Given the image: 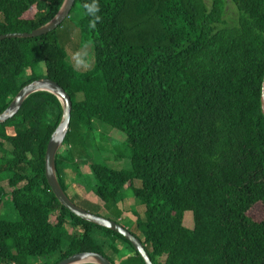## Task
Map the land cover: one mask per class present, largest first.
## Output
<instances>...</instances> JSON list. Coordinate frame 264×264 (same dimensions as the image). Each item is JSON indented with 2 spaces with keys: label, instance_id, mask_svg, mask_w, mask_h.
<instances>
[{
  "label": "trees",
  "instance_id": "16d2710c",
  "mask_svg": "<svg viewBox=\"0 0 264 264\" xmlns=\"http://www.w3.org/2000/svg\"><path fill=\"white\" fill-rule=\"evenodd\" d=\"M64 1L0 0V36L47 25ZM229 1L232 25L227 0H76L68 19L79 5L74 28L95 56L85 72L69 63L58 34L68 19L50 34L0 42V115L26 85L59 84L73 103L56 158L62 189L68 194L63 172L82 176L87 159L93 181L81 196L92 191L121 225L134 216L127 228L154 264H264V0ZM62 117L60 100L39 92L0 124V183L7 177L11 190L0 184V212L10 196L18 215L0 217V264H58L84 252L145 264L122 236L70 213L49 186L46 152ZM92 151L130 167L112 169ZM126 191L143 215L126 209Z\"/></svg>",
  "mask_w": 264,
  "mask_h": 264
},
{
  "label": "water",
  "instance_id": "95a60500",
  "mask_svg": "<svg viewBox=\"0 0 264 264\" xmlns=\"http://www.w3.org/2000/svg\"><path fill=\"white\" fill-rule=\"evenodd\" d=\"M75 3L76 0H65L59 13L47 25L34 30L31 33L1 35L0 42L6 39L37 38L54 32L70 17ZM39 92H49L55 95L63 105L62 121L52 135V138L48 144L45 158L47 182L58 201L63 207H65L76 217L122 236L139 253L145 264H154L150 254L146 251V247L143 242L134 234H132L128 228L106 218L105 216L93 214L82 209L77 204H75L70 196L62 189L58 180L56 158L59 151L63 147L67 134L70 130L73 103L71 97L59 84L50 79L44 78L26 85L10 104L9 108L2 115H0V124L14 117L20 111L27 98ZM261 109L264 115V81L262 86ZM89 259L94 260L96 264H113L106 257L94 252L74 254L69 258L62 260L58 264H82Z\"/></svg>",
  "mask_w": 264,
  "mask_h": 264
},
{
  "label": "rangeland",
  "instance_id": "374dc122",
  "mask_svg": "<svg viewBox=\"0 0 264 264\" xmlns=\"http://www.w3.org/2000/svg\"><path fill=\"white\" fill-rule=\"evenodd\" d=\"M226 21L232 25L236 20H237V12L235 10L234 5L231 3V1L227 0V7H226ZM79 17V19L84 17V12L81 9V7L78 5V7L74 10L72 16L70 19H68L63 27H61L58 30V34L61 37V43L62 46L67 50L69 54L68 61L70 64H72L78 71L80 72H85V71H90L94 68L95 66V56L93 54V45L90 43V40H83L81 38V33L78 29L74 28V23H75V18ZM30 73V72H28ZM45 73L44 69L40 71L38 74L42 75ZM104 130V129H103ZM65 150V148H61L60 152ZM103 153V152H101ZM97 154L96 151H92L93 156L100 161H103L104 164L108 165L112 169L115 170H127L130 167V161H116L114 156L111 154ZM87 159H81L80 160V169L82 170V176L77 177L75 180V183H77L79 190L81 192H84L86 188L91 184L93 179L91 178V173L90 169L87 167L86 162ZM63 174L66 176V179L68 181L67 188H68V194L73 200L75 204H77L79 207L82 209L93 213V214H98L105 216L107 212L103 210V204L99 199L95 196V194L91 191L85 195V199H80L79 194L76 193V190L74 189V184H73V178L75 176L72 174V172H69L65 170ZM2 187L5 188L7 193H10L11 190L9 189L8 186V181L7 177L3 178V182L0 183ZM138 185V184H137ZM126 197H127V202H126V209L130 210L131 208L135 209L139 214L143 215L145 212V208L140 205V203L135 200L132 196L130 191L125 192ZM87 200H90L87 201ZM94 202V206L96 208L91 207L90 203ZM262 210L261 208H256L252 211L251 215L253 216L254 219H259L260 216L262 215ZM0 217L3 220L6 221H16L18 219L17 212L15 211L11 198L10 196L6 198L1 212H0ZM123 226L131 228V230L134 231L133 226L134 223L136 222V218L132 216L130 213H125L123 215ZM53 222H55V217H53ZM185 225L188 226L189 228H193V219L191 215H187V218L185 220ZM48 260H33L32 264H46ZM82 264H96V262L92 259L87 260L86 262Z\"/></svg>",
  "mask_w": 264,
  "mask_h": 264
},
{
  "label": "crops",
  "instance_id": "0c3cea01",
  "mask_svg": "<svg viewBox=\"0 0 264 264\" xmlns=\"http://www.w3.org/2000/svg\"><path fill=\"white\" fill-rule=\"evenodd\" d=\"M72 170V169H71ZM71 170H69V172H72V174L75 176V178L73 179V184H74V189L76 190V193L77 194H79V196H80V199H85L84 197H82L81 196V191L79 190V187H77V185H76V183H75V179H76V177H78V175H77V173H75L73 170L71 171ZM81 170V169H80ZM82 171V170H81ZM87 201H89L90 202V200H87ZM94 202H91L90 203V205H91V207H93V208H96V206H94V204H93ZM98 208V207H97ZM97 208H96V210H97ZM104 210V209H103Z\"/></svg>",
  "mask_w": 264,
  "mask_h": 264
}]
</instances>
